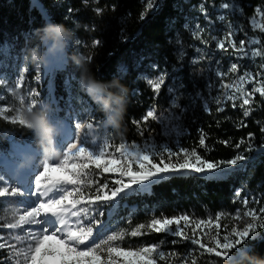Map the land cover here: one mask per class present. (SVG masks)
Returning a JSON list of instances; mask_svg holds the SVG:
<instances>
[{
	"label": "trees",
	"instance_id": "obj_1",
	"mask_svg": "<svg viewBox=\"0 0 264 264\" xmlns=\"http://www.w3.org/2000/svg\"><path fill=\"white\" fill-rule=\"evenodd\" d=\"M224 2H232L243 8V13L235 12L234 15L238 26L243 30L249 28V18L255 14L256 7H264V0H157V5L153 9L146 8L147 0H88L87 4L83 3V0L60 2L0 0V78L17 79L22 63L26 62L28 71L25 73L24 82L41 93V98L37 99L46 105L45 112L52 116L50 117L52 123L65 117V111H71L76 115L82 107L79 101L82 97L95 109L93 115L96 120L106 125L101 127L99 132L100 139L107 137L110 140L112 147L109 151L114 152L115 147L122 141L143 143L150 136L158 145L164 139L162 123L149 120L146 125L142 124L144 136L141 137L132 120H140L152 105H156L158 112L169 109L172 99L178 98L179 108L172 110L173 116L178 117L180 134L176 138H171L169 147L173 150L196 148L209 161L231 159L238 153L248 157V160L240 162L235 167H222L215 173L171 175L151 184L146 191L138 195H129L120 200L116 207L111 204L92 206L89 215L102 221L97 229L102 236L121 230H131L139 224L147 225L153 218H172L187 214L196 220H214L218 213H223L220 223L227 225V228L220 230L222 236L231 230L229 220L232 214L237 208L243 209L236 196L238 189L249 199L248 207L257 210L264 207V147H261L264 145V133L260 131V128L264 127V98L256 94L255 110L245 120L248 127L238 128L236 125L245 119L242 110L239 107L233 109L231 102H225L222 105L225 111L217 112L218 105L215 103L214 92L219 91L216 89L217 86L221 87L222 83H226L227 79L218 76L217 73L227 70L230 62H236L241 66L239 73L245 69L256 72L260 70L259 65L264 63V59L252 57L239 60L233 49L230 50V55L218 50L216 54L221 55L222 59L217 60L216 66L213 65L214 72L199 73L197 63L191 61L194 54L192 44L198 41L184 27L196 14L201 3L212 9L211 3ZM113 5L115 10L112 8ZM68 7L78 11L69 13ZM97 7L103 8L104 12L97 15L94 11ZM142 12L146 17L144 20L140 19ZM49 24H62L70 30L71 44L66 45L60 56L62 63L55 72L51 73V81L48 76L49 64L41 63L42 80L37 84L33 79L37 67L31 59V51L39 46L41 52H46V46L41 44L39 37ZM213 28L215 30L216 26ZM240 32L242 31H237L234 37L237 43ZM121 35L128 38L127 42L121 39ZM256 36L261 37L264 42V33L257 31ZM77 39L82 42L80 45L76 44ZM94 39L101 40V45L93 48ZM181 50L185 53L182 58L179 57ZM87 56L92 57L91 62L83 59ZM84 68L87 69V74L101 84L110 85L115 82L123 87V94L116 87L107 89L114 95H122L125 111L119 130L107 125V116L101 105L82 88L81 77ZM161 73H166L165 85L161 88L159 96L153 99L155 94L144 77L154 78ZM69 81L70 87L67 86ZM50 83H53V91L59 101L58 106H53L49 102ZM252 86V84L245 85L247 89H251ZM169 87L173 88L172 93L168 92ZM69 100H71V108L66 103ZM203 103L207 104L210 111L202 108ZM236 103L239 105L240 101ZM79 118L84 119L83 115ZM199 129H203L207 134L206 143L211 151L206 152L199 147ZM250 132L254 134L252 141L254 150L246 152L244 150L246 145H241L237 149L236 143L246 138ZM13 138L18 142L30 143L33 148L40 151L30 130L13 125L10 120L0 116V153H11L10 145ZM220 140H229L230 143L225 146L218 142ZM90 169L96 173L91 179L99 180L101 184L107 182L110 188L115 186L111 181L117 178L118 174L103 173L102 170L95 169L94 165H91ZM84 191L94 192L95 186L91 189L85 186ZM253 200L258 203H253ZM100 212H103L102 216L99 215ZM0 223H3L1 219ZM142 231L148 234L131 237L126 233L125 239L116 243L125 248L130 245L135 249L142 245L157 244L163 240L166 242L163 245L165 251L179 253L180 259L183 253L189 250L187 244L190 241H181L178 237L150 232L147 229ZM2 232L8 231L0 229V233ZM254 235L256 239L246 241L251 251H245L242 256L235 249L229 253V255L235 253L236 264H248L247 260H242L245 254L264 258V230H258ZM174 239L178 243L172 244L171 241ZM207 244L212 246L211 243ZM192 247L198 249L193 253L197 264H210V262L227 264L224 257L202 253L197 245ZM240 247L244 248L245 245ZM3 255H6V252L0 251V256ZM171 259V264H179L176 257ZM159 264L165 262L160 261Z\"/></svg>",
	"mask_w": 264,
	"mask_h": 264
},
{
	"label": "snow or ice",
	"instance_id": "obj_2",
	"mask_svg": "<svg viewBox=\"0 0 264 264\" xmlns=\"http://www.w3.org/2000/svg\"><path fill=\"white\" fill-rule=\"evenodd\" d=\"M83 3L87 4L88 0H83ZM156 5L157 0H147L146 8L153 9ZM220 7L224 10L243 13V8L232 2H224ZM112 8L115 10V5ZM199 10L207 17L203 3L199 5ZM67 11L72 13L78 9L68 7ZM94 11L100 15L104 9L97 7ZM145 18V14L142 12L140 19L144 20ZM217 19L225 21L226 17L220 15ZM249 23L253 32L258 30L260 33H264V7H256L255 14L249 19ZM85 27L87 30V26ZM184 27L188 28V25L185 24ZM226 27V35L217 40V48L227 52L228 46H230L239 60L252 57L264 59V42H262L261 37L249 36L247 32H244V35L248 37L247 40L240 39L237 43L233 37L237 31H244L243 28L231 22L227 23ZM196 28L199 31H194L192 35L195 38H200L199 32L203 30L200 29L199 24L196 25ZM121 39L127 42L128 38L121 35ZM212 39L216 40L217 38L212 37ZM75 42L77 45L82 43L79 39ZM101 43V40L94 39L92 47L100 46ZM184 55V51L181 50L179 57L182 58ZM83 59L91 62L92 57L87 56ZM193 62L195 63V61ZM61 63V57H48L50 81L51 73L55 72ZM240 67L237 63H232L229 71L234 74L239 73ZM259 69L256 72L245 69L241 74L236 75L231 83H222L221 88L225 91L222 92L221 96L215 98V103L218 105L217 112L225 111V107L222 106L225 102H231L233 109L239 107L242 110L245 119L236 125L238 128L248 127L245 120L255 110L256 94L264 98V63L259 65ZM27 71V67L21 70L15 88H10V92L15 93L23 86ZM217 75L226 76L227 73L218 72ZM165 76L166 73H161L154 78L144 77L155 94L153 99L159 96L161 88L165 85ZM33 79L37 84L42 80L39 65H37ZM70 83V81L67 82V86L70 87ZM246 84L253 86L251 89H247ZM167 90L169 93L174 91L171 87ZM40 95L41 93L36 89L27 92L28 97H40ZM48 95L49 102L53 106H57L59 101L54 94L53 83L49 84ZM0 99L3 97L0 96ZM18 99L19 107L15 109V114L10 118H4L10 119L13 125L28 129L21 114L23 109L31 108L33 111L45 112L46 105L38 99H29L26 103L24 95H20ZM177 99H172V108H179ZM79 101L82 107L76 113L75 131L72 130V124L69 122L71 117L55 121L61 129L66 143L62 148L57 147L61 158L56 163H52L53 160L45 161L42 159L43 171H39L36 164V161L40 159V154L31 145L12 139L10 154L11 156H22L24 163L0 167V203L17 205L16 210L12 213V219L0 223V229L11 230L7 233H0V251L6 252V255L0 256V264H159L160 261L167 264L169 257H176L179 264H189V260L191 264H197V259L193 256L194 249H189L183 254V259H180L179 253L163 250L162 246L166 243L163 240L157 244L142 245L135 249L130 245L125 248L116 243L123 241L126 233L131 237L148 234L142 231L144 229L155 233H166L169 236L180 238L181 241H190L192 245H197L202 253L226 258L227 264H236L235 253L229 255L233 249L241 256L245 251H251V248L246 245V241L256 239L254 234L258 230H264V215H262L264 214V207H260L258 210L249 208L250 201L247 197L241 200L246 209L243 215L237 209L233 218L239 220L248 217L250 222L242 229L232 226L231 231L223 235L222 239L220 236V219L224 215L223 213H218L214 220H196L187 214L172 218H153L147 225L139 224L131 230H121L102 236L97 231L102 221L89 215L92 206L111 204L116 207L120 200L129 195H138L140 192L146 191L151 184L171 175L215 173L223 166L235 167L240 162L248 160V157L243 153H238L231 159L209 161L196 148L173 150L167 145H157L151 136L145 139L143 143L122 141L115 147V151L111 152L109 151L112 147L110 140L107 137L100 139L99 129L106 127V125H102L96 120L93 115L95 109L87 104L82 97L79 98ZM237 101H240L239 105H237ZM66 103L71 108V100ZM11 110V107H0V116H4V113ZM205 110L210 111L207 104H205ZM81 115L84 119L79 118ZM50 117L52 116L48 115L49 119ZM173 118L178 119V117L171 115L167 117V119ZM226 119H231V117H226ZM149 120L164 122L162 113L158 114L156 105L149 107L140 120H132L141 137L144 136L142 124L146 125ZM50 121L52 122V119ZM198 131L200 133L199 147L206 152L211 151L212 149L206 143L207 134L203 129ZM260 131L264 133V127H261ZM253 140L254 134L250 132L246 138H242L236 143L235 147L239 149L241 145H246L244 150L251 152L254 150ZM218 142L225 146L230 143L229 140ZM90 144L92 147H89ZM25 150L31 154H26ZM117 153L119 156L116 155ZM9 157L10 155L0 154V162ZM91 165H94L95 169L102 170L103 173L118 174L117 178L111 181L112 185L115 186L110 188L107 182L101 184L99 180L91 179V176L96 175L94 170L90 169ZM25 171H32L27 188L19 183ZM52 173H59V175L53 176ZM85 186L90 189L95 186V191L86 193L84 191ZM236 196H241L240 191H237ZM252 202L258 203L256 200ZM99 215L102 216L103 212H100ZM85 220L91 222L86 225ZM26 225L28 227H25ZM212 226L216 228L215 235L203 232V229ZM224 227L227 228V225ZM188 228H191V236L186 231ZM18 229L22 231L17 232ZM197 229H200L204 236H210L212 246L202 243V237ZM171 243L176 244L178 241L174 239ZM241 245H245V247L241 248Z\"/></svg>",
	"mask_w": 264,
	"mask_h": 264
},
{
	"label": "rangeland",
	"instance_id": "obj_3",
	"mask_svg": "<svg viewBox=\"0 0 264 264\" xmlns=\"http://www.w3.org/2000/svg\"><path fill=\"white\" fill-rule=\"evenodd\" d=\"M55 1L56 2H60L61 0H55ZM221 4L222 3H213V4L211 3L210 5H212L211 6L212 9L210 7H208V5L204 4L206 12H207V17L205 16L204 13H202L199 10V6H198V8L196 10L197 11L196 14H194L192 16V18L190 20H188L187 23H186L188 25V28H186V29H188L191 34L194 31H199V29L196 28L197 24H199L200 29L203 30V31L199 32L200 38H195V39H197L198 42L192 44V46L194 47V50H193L194 54H193V56L191 58V61L192 62L195 61V63H197V70L199 71V73L204 72V71H212V72H214L213 65L217 64L216 62H217L218 59H222V56L221 55H217L216 51H218V50L223 51V50L217 48V40L224 38V36L226 35V32H227L226 25H227V23L231 22L234 25L238 26L237 21L234 18L235 11L222 9L220 7ZM220 15H224L226 17V20L225 21L218 20L217 17L220 16ZM212 26L213 27L216 26V29L214 30V28ZM217 27H219V29H217ZM244 32H247L249 36H256V32L252 31V27H251L250 23H249V28L247 30H244V31L240 32L241 35H240L239 40L240 39L247 40L248 37H246L244 35ZM202 34H204V35L202 36ZM212 37H216L217 39L213 40ZM233 39H234V37H233ZM70 44L71 43L68 41L66 45H70ZM213 45H214V47H212ZM231 49L232 48L230 46H228V51L227 52L223 51V53L225 55H230V50ZM232 63H236V62H232ZM232 63L230 62V65L227 67V70H223V72H222V73H227L226 76H223V77H225L227 79L225 81L226 83H231L233 81L234 77L237 74V73L231 74V72L228 69V68H230ZM35 65H36V67H37V65H39V70H40V72L42 74L41 63L35 62ZM25 67H27V64H26V62H23L22 66H21V70L23 68H25ZM241 73H239V74H241ZM16 80L17 79L8 80V79H5V78L4 79L0 78V96L3 97V99H0V107L7 106V107H11V109H12L11 111L4 113L3 117H9L10 118L12 115L15 114V109L17 107H19V99L18 98H19L20 95H24L25 96V102L26 103L28 102L29 99H37V98H39V97H35V96H33V97H28L27 96V92L28 91H30L31 89H36V88L30 87L28 85V83H25V82L23 83V86L20 89L16 90L15 93L10 92L9 91L10 88H15ZM246 85H248V84H246ZM216 89H219V91H217V90L214 91L213 90L215 92V97L221 96L222 92L225 91L224 89H222L221 87H218V86L216 87ZM210 91H211V88L209 89L208 92L210 93ZM40 98H41V96H40ZM202 108L205 110V104L204 103L202 104ZM160 113H162V116L164 118V122L162 123L163 124L162 136H163L164 139L158 145H167L168 146L169 142L171 141V138L172 137L176 138L177 135L180 134V130L178 128L179 124H178L177 119H175V118L167 119V117H169L170 115L171 116L174 115V111L172 110V107H170L169 109L162 110V112H158V114H160ZM64 115H66L64 119H67V118L71 117V120L69 122L72 124V130L75 131L74 124H75V122L77 120V116L75 115V113H73L71 111H69V112L65 111ZM8 120H10V119H8ZM165 133H167V134H165ZM65 143H66L65 137L61 133L56 138V146L62 148L65 145ZM37 152L40 153V151H37ZM30 154H31V152H30ZM116 155L119 156L118 153ZM59 158H61V155L59 156ZM58 159H54L52 161V163H56L58 161ZM36 164L39 167V171H43V168H42V157L41 156H40V159H38L36 161ZM114 166H117V165H114ZM0 167H3L1 163H0ZM223 167H231V166H223ZM52 175L53 176H57V175H59V173H52ZM31 176L32 175H30L28 177L27 181H25V179H24L23 182H20V185L23 186L24 188H27V185H28V182H29V178ZM23 178H25L24 174H23ZM237 191H240V190L239 189L236 190V193H237ZM244 197H246L244 194H241L240 197H237L239 199L238 201L240 202V204L243 207V209L237 208V209H239L241 211V215H243V212L246 210L244 208V205L241 203V200ZM16 208H17V205H15V204L0 203V219H1V221L4 223L7 220L12 219V213L16 210ZM235 212L230 217V220H229L230 226L229 227L231 228L232 226H235V227H237L239 229H242L243 227L246 226L247 223L250 222V219L248 217H244L243 219H239V220L238 219H234L233 216L235 215ZM85 224L87 225L89 223H85ZM25 227H28V226L26 225ZM173 227H175V226H173ZM221 229L222 230L226 229L224 227V224L223 225L221 224ZM2 230H6L8 232L11 231V230H8V229H2ZM16 231L20 232L22 230L18 229ZM186 231H187L189 236L192 235L191 228L186 229ZM197 232L202 237V243H210V236H204L203 232H208V233H210V235H215L216 234V228L214 226H212L211 228L203 229V232H201V230L198 229ZM2 233H7V232H2ZM228 233H225V234H228ZM225 234H223V235H225ZM223 235L221 236V239H222ZM190 243L191 242H189L187 244V247L189 249H192L193 248L192 246H195V245H192ZM162 248H163V250H165V248L163 246H162ZM194 250H198V249L195 248ZM186 252H188V251H185L184 253H186ZM181 259H183V257ZM170 260L172 261L171 257L168 260L169 264H171ZM190 262L191 261L189 260V263Z\"/></svg>",
	"mask_w": 264,
	"mask_h": 264
},
{
	"label": "clouds",
	"instance_id": "obj_4",
	"mask_svg": "<svg viewBox=\"0 0 264 264\" xmlns=\"http://www.w3.org/2000/svg\"><path fill=\"white\" fill-rule=\"evenodd\" d=\"M41 44L46 46V52H41L39 46L31 51L33 62L48 63V57H60L66 47L67 42L72 38L70 30L62 24H49L40 34ZM81 86L93 100L100 104L107 116V125L119 130L124 115L122 95H114L108 92L109 87H116L123 94L124 89L117 83L104 85L97 82L87 74V69H83ZM103 94V95H102ZM22 117L25 126L33 133L34 140L40 149V156L45 161L58 159L60 152L57 150L56 138L61 134V129L48 118L44 111H33L31 108H24ZM248 264H264V258L253 257L247 254L242 257Z\"/></svg>",
	"mask_w": 264,
	"mask_h": 264
},
{
	"label": "bare ground",
	"instance_id": "obj_5",
	"mask_svg": "<svg viewBox=\"0 0 264 264\" xmlns=\"http://www.w3.org/2000/svg\"><path fill=\"white\" fill-rule=\"evenodd\" d=\"M65 118V117H64ZM27 145H29L28 143H26ZM25 152H26V154L28 153V154H30V152H28L27 150H25ZM24 179L25 178H23V176L20 178V181L21 182H23L24 181ZM25 181H27L26 179H25ZM20 183V182H19Z\"/></svg>",
	"mask_w": 264,
	"mask_h": 264
}]
</instances>
